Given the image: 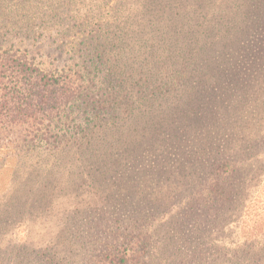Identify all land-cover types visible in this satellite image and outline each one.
<instances>
[{
	"label": "rangeland",
	"instance_id": "374dc122",
	"mask_svg": "<svg viewBox=\"0 0 264 264\" xmlns=\"http://www.w3.org/2000/svg\"><path fill=\"white\" fill-rule=\"evenodd\" d=\"M108 1L0 0V58L26 54L43 72L51 74L65 66L80 73L82 61L67 43L75 37L79 48H84L91 40L74 33L78 22L74 16L81 15L82 8L90 10ZM263 2L246 4L258 7ZM68 6L79 10L71 12L65 9ZM98 16L88 31L97 30L95 22L102 21ZM261 31L264 35V28ZM65 32L68 37L63 38ZM253 34L255 40L257 32ZM261 43L259 37L256 46ZM224 56L217 46L212 51L207 48V118L194 122L192 131L186 128L189 131L182 133L180 143L147 154L148 163L139 162L137 167L128 158L110 168L93 166L90 172L106 177L96 181L100 188L96 194L85 181L84 159L70 149L77 138L74 126L84 121L81 110L69 115L68 130L61 129L64 120L51 122V116L0 123V210L13 191L23 192L11 207L21 211L19 216L9 212L0 219V254L11 249V259L19 264H106L102 256L116 249L132 254L133 247L138 248L134 255H140L139 264H150L158 262L159 242L172 238L169 245L177 256L169 264H207L214 255L207 251V239L213 235L224 244L260 236L264 231V111H260L264 58L246 79L250 86L238 87L227 76L230 73L218 72L227 68ZM229 58L248 64L244 55ZM94 83L86 93L96 98L104 86L98 78ZM212 184L217 185L215 193L209 192ZM43 185L51 187V198L40 201L47 209L31 213L38 210ZM160 226L165 234L156 233ZM14 230H18L16 238ZM70 240H78L81 250L71 251ZM7 261L0 264H13Z\"/></svg>",
	"mask_w": 264,
	"mask_h": 264
},
{
	"label": "trees",
	"instance_id": "16d2710c",
	"mask_svg": "<svg viewBox=\"0 0 264 264\" xmlns=\"http://www.w3.org/2000/svg\"><path fill=\"white\" fill-rule=\"evenodd\" d=\"M247 1L110 0L90 6V10L82 8L84 12L74 16L78 22L72 30L91 43L82 42L84 48H79L75 37L67 43L82 61L80 73H71L65 66L51 70V74L43 72L27 60L26 54L0 58V123L51 116V122L64 120L61 129L68 130L69 115L81 110L84 121L74 126L77 138L75 148L70 149L84 159L88 170L85 181L90 192L96 194L100 190L96 181L106 177L90 172L93 166L110 168L128 158L137 167L139 162L148 163L147 154L180 143L183 132L194 130V122L207 118V48L212 51L217 46L225 55L227 68L218 72L230 73L227 76L233 77L238 87L250 86L246 79L264 58V2L255 7ZM65 9L79 10L73 6ZM95 16L102 21L95 22L97 30L88 31ZM89 33L96 35L89 37ZM259 37L262 43L257 47ZM233 53L239 59L246 56L248 64L229 62ZM209 64L213 67L214 62L210 60ZM95 78L104 86L99 87L103 93L96 98L86 93ZM216 186H209V192L215 193ZM39 192L43 195L38 210L31 213L47 209L40 201L51 198V187L43 185ZM19 194L23 192H12L0 210V219L9 212L19 216V209L11 210ZM159 232L165 234L161 226L156 229ZM260 236L224 244L217 243L213 235L207 239V251L214 252L207 264H264V234ZM171 239L159 242L155 251L158 262L151 260L150 264H169L176 258L175 249L169 245ZM136 244L141 245L139 254H143L140 237ZM70 245L71 251L82 247L78 240H70ZM131 250L127 255L116 249L102 259L106 264H139L140 255H134L138 248ZM12 253L10 249L7 255L0 254V263L8 259L19 264L18 259H11Z\"/></svg>",
	"mask_w": 264,
	"mask_h": 264
}]
</instances>
